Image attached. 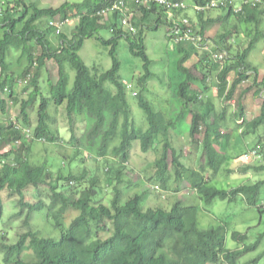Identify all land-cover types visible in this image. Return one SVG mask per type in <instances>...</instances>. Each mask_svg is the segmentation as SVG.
<instances>
[{
  "label": "trees",
  "instance_id": "obj_1",
  "mask_svg": "<svg viewBox=\"0 0 264 264\" xmlns=\"http://www.w3.org/2000/svg\"><path fill=\"white\" fill-rule=\"evenodd\" d=\"M211 1L192 0L194 6L204 7L203 13L197 12V29L190 18L192 15L188 14L189 8L170 11L155 0H66L58 7H43L34 0H0V112L3 117H0V218L5 189L9 190V196H18L19 216L25 209L28 211L23 220L28 230L19 234L15 243L8 242L5 234L1 237L2 264H237L240 256L257 248L258 243L237 250L226 248L227 229L221 225L202 227L198 205H185L179 199L170 210L145 208L146 192L126 196L128 192L117 186L125 181L133 144L139 141L146 153L161 150L154 163L153 177L163 189L178 193L184 186H190L193 191L189 190V195H199L206 205L216 199L232 200L238 196L247 198L251 205H258L264 180L232 188L212 184L215 174L232 158L229 153L231 133L222 132L226 107L217 111L210 99L202 98L209 88V73L217 66L211 59L215 51L204 52L208 63L201 62V69L195 65L198 71L195 73L186 62L200 53L195 45L196 36L189 41H178L179 35L169 33L179 25L180 16L188 17L194 30H199L202 36L210 22L220 24L223 32L214 39L215 50L226 48L229 55L222 58V68L216 70L218 89L223 101H232L241 82L253 76L256 84L260 75L250 54L264 48V0H243V9L239 12L233 7V0H221L225 5L215 7ZM217 7L226 12L215 20L203 21L205 13ZM129 16L135 32L125 29L123 19ZM233 17L238 22L231 25ZM71 20H77L78 24L69 36L63 32V27ZM242 24L254 25V31L246 32L249 44L238 52L228 40L239 32ZM160 27L169 29L168 37L174 42L172 52L176 55L173 61L163 60L165 66L173 65L165 85L180 103L179 112L171 110L170 115L158 110L148 98V93L154 89V86L149 89V83L156 73L144 34ZM104 28L112 30L111 37L100 34ZM89 38H95L109 49L112 59L109 69L90 66L82 58L80 52ZM122 39L128 43L130 56L142 62L137 67L142 70L134 80L127 81L121 76L123 63L118 48ZM49 61H54L58 67V79L53 83L48 80L46 86L40 78ZM204 66L209 70L205 71ZM196 82H202L204 87L194 93L192 86ZM19 85L24 86L27 95L24 98L16 90ZM255 86V95H260L264 91V76ZM130 91L146 114L145 130L135 121L128 100ZM241 97L233 120L243 121V136L257 135L258 128L264 124V102L260 114L246 120L245 102ZM18 105L19 113L10 115V106L13 109ZM51 105L57 109L65 107L70 126L67 140L59 127H54L56 121L50 112ZM194 105L199 107L193 109ZM37 106L38 111L34 113ZM188 111L192 114L190 142L194 148L200 145L205 153L202 171L193 167L189 156L185 158L182 151L175 149L174 133ZM32 115L37 117L36 126L32 125ZM78 116L88 120L89 130L83 135L74 129ZM59 141L63 148L67 144L66 151L71 149L60 156L67 172L61 167L53 170L45 162L31 159V147L36 143L57 144ZM263 141L264 137L260 136L255 146L244 152L245 162V154L252 150L261 154L258 159L264 156ZM93 157L102 160V167L96 165L91 172L82 162ZM75 163L81 164L83 169L79 167L75 172ZM105 167L108 171L105 179L110 180V184L114 181L109 204L103 202L102 180L97 174V168ZM248 168L264 171V165H249L246 170ZM208 172L214 177L207 176ZM132 184L137 183L129 181L127 186ZM29 188L39 191L36 203L25 201ZM69 209L75 210L77 215L66 228L63 221ZM258 209L262 211L263 206ZM36 210H47L61 230L58 238L44 237L31 228V214ZM245 237L244 234L233 235L239 241Z\"/></svg>",
  "mask_w": 264,
  "mask_h": 264
},
{
  "label": "rangeland",
  "instance_id": "obj_2",
  "mask_svg": "<svg viewBox=\"0 0 264 264\" xmlns=\"http://www.w3.org/2000/svg\"><path fill=\"white\" fill-rule=\"evenodd\" d=\"M34 1H37L43 7H58L66 0ZM70 1L79 2L81 0ZM187 1L189 6H191L188 9V14H190V16L192 15L190 18H192L194 25L198 29L199 19L197 17V13H195V10H193L192 8L193 2L192 0ZM233 1L234 6H239L241 3L240 0ZM217 8L206 12L203 21L215 20L218 15L224 14L226 12V10L223 8L221 9V7ZM237 22L238 21L236 17L231 18V25ZM210 23L206 28L204 40L200 42L201 44L199 43L200 48H202L201 53L194 55L188 62H186V66L191 67L195 71V73H198V71H196L195 69V65L199 69H201V62L203 65H206L208 63V58H204L206 56L204 55V52L212 51V43H214V39H217L218 34H221L220 32H223L220 24L212 22ZM77 24V20H71L67 25L63 27V32L71 36V33ZM125 29H127V27H125ZM253 31L254 25H239V32L235 34L233 33L230 37V39L232 40L233 38L236 39L235 42H230V46H233V49L238 52L239 50L246 48L250 41V37L246 32L252 33ZM168 32V28L160 27L158 30L151 29L150 31H147V34L145 33L144 36L148 52L154 59L153 71L156 73L153 80H151L149 83V89L153 86L154 89L148 93V98L155 104L158 110H161L170 115L171 110H176V113L179 112L178 108L180 107V103L178 98H176L175 95H172L171 91L167 90L168 88L165 85L169 81L167 76L171 69H173V65H171L170 67L165 66V64H163V60L167 63V61H173L176 58V55L172 52L174 42H171V40L169 39ZM100 34L104 37L109 38L112 36V30L104 28L100 31ZM249 35L251 36V34ZM1 36L2 31L0 29V38ZM127 44L128 43L126 39H122L120 41L118 54L123 63L121 76L124 80L129 81L134 80V78L139 75L140 69L142 70V68L140 67L137 69V67L139 64L142 65V62L139 59L130 56ZM258 47H261V44H259ZM80 54L86 61V63L90 66L99 65V67H101L102 69L107 70L112 65V59L109 56V49L102 46L95 38H89L85 41V45ZM250 60H252L260 70V75L257 80V83H259L264 76V48H262L260 52L257 50L252 52V54H250ZM218 68L219 66H216L214 70L211 69L212 72L209 73L207 81L209 88L206 90V93L203 94L202 98L206 101L210 99L211 103L216 105L217 111H221L226 107L227 117L222 124V132L231 133V146L229 148V153L232 155V158H230V161L224 165L222 170L215 174V178L212 184L222 188H232L241 184H254L258 181L264 180V171H259L256 168H248L246 170V167H248L249 165L253 167L264 165V156L261 159L254 160L251 164L247 163L248 161L245 162L243 158L244 152H246L248 148L255 146L260 136L264 137V124H262L258 128L257 135L247 134L243 136L241 134V126L243 121L241 120L239 122H236L235 120H233V114L234 112H238V100L239 96H242L243 98H241L245 102V111L247 112L246 120H251L252 118L258 116L261 112L262 104L264 102V91H262L260 95H255V85L257 83L255 84V78L251 76L250 78H248V80H246L245 82H241V84L239 85L234 99V101H236L235 104L231 100H227V102L223 101L222 95L220 96L218 89ZM205 69V71L209 70L207 68ZM57 79L58 67L55 65L54 61H49L46 69L42 73V77L40 78V80H43L44 84H46L47 86L48 80H51L53 83L56 82ZM73 79L74 76L72 74L71 83L73 82ZM40 80L39 83L42 84V81L40 82ZM23 87L24 86L22 85L16 87V90L18 93H20L19 96L21 98L27 96L25 91L23 90ZM200 87H204V84H202V82H196V84L192 86V91L199 90ZM137 89L140 90L139 88ZM28 91L31 92L32 88H30ZM195 92L196 91H194V93ZM128 100L134 112V118L137 125L145 130L147 128L146 114L141 108H139L137 104V98L132 96L131 91L128 93ZM197 107H199V105H194L193 109H196ZM19 109L20 105L14 107L13 109L10 106V115L18 114ZM33 111L34 113H36L38 111V106L35 107ZM50 112L56 121L54 127H59V132L65 135V140H67L69 138L70 126L65 107L63 106L57 109L55 108V106L51 105ZM0 117L1 119H3L1 112ZM31 117L33 123L32 125L36 126V115H32ZM191 119L192 114L189 111L186 112V114L181 119L179 126L174 133V139H176L177 143L175 149L177 152L182 151V155L185 158H188L189 156V158L191 159L189 160V162L192 163L193 167L202 171V168H204L202 158L205 153L200 145L198 146V148H194L193 143L190 142L189 135ZM74 127L77 134L82 133L83 135L89 130L88 120L85 117L78 116L75 118ZM62 142L57 144L39 142L36 143L31 147V159L38 160L39 162H45L53 170L56 169L57 171V169L61 167L63 171L67 172V167H63V159L60 156H62L63 153H69L71 149L70 151L68 150L69 152L66 151L67 144L65 148H63L61 145ZM160 153L161 150H159L158 152L154 150H150L147 153L144 152L139 141L133 144L131 158L127 165L125 181L117 184L119 188H123L124 191L128 192L126 196H132L135 192H146L147 198L144 202L145 208H163L166 210H170L174 203H176L179 199L183 200V204L185 205L192 203L198 205L200 206L198 220L202 227H217L221 225L224 226L225 229H227V239L225 245L226 248L230 250H237L242 249L244 246L258 243L257 248L250 250L240 256L237 264H264V183H262L261 193L257 206L251 205L249 203V200L243 196H238L232 200L216 199L210 205H206L201 201L199 195H189V193L193 191L189 185H187L189 187H183V189L181 190L182 193H177L173 189L165 190L162 188L159 180L153 177V175H155L154 163L155 160L159 157ZM101 161L102 160L99 161L93 157L91 160H86L82 163L87 165L86 167L90 168L92 172V169L96 168V165L101 166ZM79 167L83 169V166L81 164H73L75 172ZM106 167L103 168V170L97 168V174L101 177L102 180V195L104 196H102L103 202L109 204L114 194V189L112 188L114 181L113 184H110V180L105 179L106 173L108 172L106 171ZM227 168H231L232 171L227 172ZM206 175L211 178L214 177V175L210 174V172L206 173ZM172 180L174 181V178ZM129 181L136 182L137 184L127 186V183ZM172 185V187L175 186L174 182ZM155 187H159L160 190L156 189ZM38 192L39 191L34 188H29L28 191L25 192L27 196L25 201L27 203H36L37 201H39ZM2 200L4 209L3 215L0 218V240L2 235L5 234V236L8 237V242L15 243L18 239L19 234L24 233L28 230V226L25 225L23 221L25 216L28 214V211L27 209H25L21 216L17 214L21 211V208L18 205V196H9V190L7 189L2 192ZM258 206H263V210L259 211ZM76 215L77 212L75 210H68L63 221L66 228L70 226L71 221L75 218ZM30 219L31 228L35 231H38L40 235L53 238L59 237L61 230L58 226L55 225L54 220L49 217L47 210H36L34 214H31ZM235 233L244 234L246 235V237L242 239V241H239L238 239L233 238V235ZM255 259H258L257 262L252 261ZM2 261L3 255L0 253V264H2Z\"/></svg>",
  "mask_w": 264,
  "mask_h": 264
},
{
  "label": "built area",
  "instance_id": "obj_3",
  "mask_svg": "<svg viewBox=\"0 0 264 264\" xmlns=\"http://www.w3.org/2000/svg\"><path fill=\"white\" fill-rule=\"evenodd\" d=\"M158 3L164 4L166 6V8L170 11L172 10H183L187 7V4L181 0H176V1H172V0H155ZM195 9L198 11H203L204 7L202 6H195ZM130 19L131 16L129 17H125L123 19V22L125 24V27L128 28L129 31L134 32L135 31V27L130 23ZM186 29V30H185ZM174 33L176 35H179L178 41H189L192 40L193 37V28L191 25V22L188 18H182L180 20L179 25H176L173 29ZM197 40H200V36L199 38L196 37ZM219 56V55H218ZM220 57L222 58L223 55H220ZM134 95H136V93H134ZM261 156L260 153L257 152V150H252L250 152H248L247 154H245V160L246 161H252L254 159H258Z\"/></svg>",
  "mask_w": 264,
  "mask_h": 264
},
{
  "label": "clouds",
  "instance_id": "obj_4",
  "mask_svg": "<svg viewBox=\"0 0 264 264\" xmlns=\"http://www.w3.org/2000/svg\"><path fill=\"white\" fill-rule=\"evenodd\" d=\"M181 1H183V2H185L186 4H187V9L189 8V7H191V6H189V4H188V1L187 0H181ZM240 5L239 6H237V5H235V6H233V7H235V10L237 11V12H239V11H241L242 9H243V7H242V2H243V0H240ZM211 4L215 7L216 6V4H221V5H225L224 4V1H221V0H212L211 1ZM185 8V9H186ZM192 8H193V10H195V12L197 13V12H202V11H198V10H196L195 9V6L194 5H192ZM184 10V9H183ZM179 11V10H178ZM204 11V10H203ZM203 13V12H202ZM182 18H188V17H183V16H180V20L182 19ZM189 19V18H188ZM179 20V21H180ZM190 20V19H189ZM195 26V25H194ZM194 26L192 25V28H193V35L194 36H196V37H198L199 38V36L201 37L200 38V40H197L195 43V45L197 46L198 45V48H199V51H200V53H201V51H202V48H200V42H202L203 40H204V36H205V34H204V36H202L201 34H199V30H194ZM196 27V26H195ZM135 32V31H134ZM197 32H198V34H197ZM170 35H172V34H175L174 33V31L172 30V32H170L169 33ZM229 42H231V41H236V39L235 38H233V40L232 39H230V40H228ZM227 41V42H228ZM200 43V44H199ZM213 51H215V53H214V55H213V57H211L212 58V60H214V63H216L217 64V66H219V68H222V58L224 59V57H227L228 55H229V52H228V50H226V48H223V50H218V51H216L215 50V46H214V43H212V51H210V52H208V53H211V52H213ZM219 55V56H218ZM220 55H223V57L221 58L220 57ZM224 62V61H223ZM233 101V103L235 104L236 103V101H234V99L232 100ZM156 189H159V187H155Z\"/></svg>",
  "mask_w": 264,
  "mask_h": 264
}]
</instances>
